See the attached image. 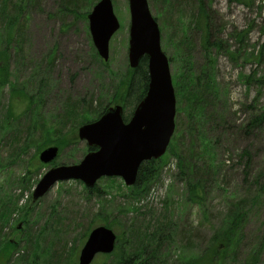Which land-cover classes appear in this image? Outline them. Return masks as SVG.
Returning a JSON list of instances; mask_svg holds the SVG:
<instances>
[{
  "label": "rangeland",
  "instance_id": "obj_1",
  "mask_svg": "<svg viewBox=\"0 0 264 264\" xmlns=\"http://www.w3.org/2000/svg\"><path fill=\"white\" fill-rule=\"evenodd\" d=\"M99 1L0 0L11 17L20 11L16 22L11 18L17 26L9 41V83H0V211L4 204L11 210L0 221V234L18 249L11 261L0 254V264L28 258L25 264L34 253L38 264H79L87 228L94 224L90 234L105 218L129 258L100 254L92 264H210L202 258L212 236L237 210L244 215L241 230L227 248L221 245L220 259L213 253L219 261L211 264H264V121L247 128L264 113V0H148L174 82L197 86L201 104L196 111L176 96L175 136L147 189L169 181L155 202L136 206L147 191L133 194L121 177L100 179V196L73 179L33 197L51 167L39 155L56 145L43 143L60 144L54 166L80 163L89 149L79 128L117 104L116 88L130 72V1L113 0L121 25L110 41L109 61L98 54L90 32L88 17ZM202 8L219 48L203 47ZM208 72L215 87L205 86Z\"/></svg>",
  "mask_w": 264,
  "mask_h": 264
},
{
  "label": "water",
  "instance_id": "obj_2",
  "mask_svg": "<svg viewBox=\"0 0 264 264\" xmlns=\"http://www.w3.org/2000/svg\"><path fill=\"white\" fill-rule=\"evenodd\" d=\"M131 8L130 66L138 68L145 56L149 65V90L135 108L128 122L124 108L117 104L94 122L82 124L79 137L96 147L78 164L52 167L38 182L33 197L39 199L55 183L63 180H80L89 188L96 187L102 177H122L127 185L136 183L142 163L162 157L176 129V92L167 54L162 49L161 30L152 16L148 0H129ZM90 32L98 53L109 60L110 40L120 28L113 0H100L89 14ZM60 149L48 146L40 160L52 163ZM117 245L113 229L104 225L94 228L81 250L79 264H91L99 253L111 254Z\"/></svg>",
  "mask_w": 264,
  "mask_h": 264
},
{
  "label": "trees",
  "instance_id": "obj_3",
  "mask_svg": "<svg viewBox=\"0 0 264 264\" xmlns=\"http://www.w3.org/2000/svg\"><path fill=\"white\" fill-rule=\"evenodd\" d=\"M20 6V5H19ZM17 7V9H19L20 7ZM201 7L204 8L203 5H201ZM202 8V9H203ZM5 9V10H4ZM8 9V4L4 5L2 8H0V13L4 14V16H7L8 18L6 19L7 21V25H6V32L3 36V42H4V46L1 47L0 46V83L2 85H6L8 84V77H9V58H8V52H9V44H10V40L11 38L14 36L13 35V31L14 28L17 25H13L14 20L15 22L17 21V19H19V12H17V15L15 16V18L11 17L10 13L7 11ZM199 17L204 19V24H203V47L205 50H207V48H214L217 47L219 48L221 46V42H217L216 39L213 37L212 35V31L210 29H212V27H209V23L207 22V14L206 12L203 11L200 12ZM11 18H13L11 20ZM200 18V20H201ZM199 21V19H198ZM170 60V59H169ZM138 68L136 69H130V72L127 73L126 77H124V79L120 82V84L118 85V87L116 88V94L113 96V101H115V104H121L124 108V119L125 121H128L129 117L132 115L133 110L138 106L139 102L145 97V95L147 94L149 88V83H150V77H149V65H148V57H143L141 59V61L138 64ZM208 81L205 84V86H214V79L212 77V74L210 72H208ZM188 84L192 85L193 84V79L191 76L188 77L187 79ZM195 82V81H194ZM0 84V85H1ZM176 89V96L177 98L181 101H185L187 104V108H192V105H195L196 108L195 110L197 111L198 108L201 106L200 103L197 104L196 100L197 98V91L194 90L195 87H190V86H185V87H179L178 85H180L177 81L174 82ZM194 86V85H193ZM190 87V88H187ZM201 99H199L200 101ZM182 105V104H181ZM109 107H106L104 110H101V115H103L105 113V111L108 109ZM187 110V109H186ZM73 111H75L73 109ZM92 111H87L88 114H90ZM264 121V113L261 114L260 116L253 118V120L247 125L248 127L251 126H255L258 124H260V122ZM172 142V141H171ZM48 144H56L58 147H60L59 142H54L51 140H47L46 143H43V147L47 146ZM41 148V147H40ZM89 149V151L95 150L96 148L87 147ZM180 156L182 157V154H180ZM186 159L181 160V164H180V168H182V174L186 173V160L187 157H184ZM159 159H153V160H149V161H145L142 163L141 167L139 168V173L136 179V184L129 187L131 188V191L133 192V194L136 195H140L143 194V192L147 191V189L149 188V185L151 183H154L153 180L155 178V176L157 175L158 172V162ZM183 161V163H182ZM200 169L197 168V171H199ZM196 175H198V173L196 171H194ZM190 186H193L192 183H190ZM197 186V185H196ZM195 187V186H194ZM89 193L90 194H98L100 196V189L98 187V184L95 188H88ZM199 196V195H197ZM196 195L192 196V200L193 201H197L198 197ZM11 212L10 207L8 204H4L3 209H1L0 211V221L5 222L7 220V215ZM244 215L242 214V212L240 211H235L233 212V214H230V216H228V218L226 217L227 221V226L224 227L222 230H216L215 234L212 236V244L210 245L211 247L207 250V252L205 253L204 257L202 259H205L208 256V261L211 264L213 261H219V259L222 257V253H219V250L224 251L225 248H227V246H229L233 241H234V237L235 235L239 232V229L241 230V225H242V219H243ZM225 219V220H226ZM102 224H104L107 227H111L113 224L110 221H107V219L105 218V220H103ZM94 225V224H93ZM93 225L89 226L87 229L88 232L91 230V227H93ZM226 225V224H225ZM3 229H5V226L3 225L0 228V232H3ZM86 233L85 236L89 235V233ZM0 238L1 239H5L4 241L0 242V254L5 256V260L6 261H11L12 259V253L14 252L13 250H17L18 245L14 244L15 241H10L7 237H5L4 235L0 234ZM118 244L116 249L114 250L113 253H111V255H104L106 257H111V256H117L119 258L120 262H125L127 261L129 258L128 255L126 254V252H124V243L122 241H120V239H117ZM224 246L225 248L221 247ZM264 245V231L262 232V237H261V246ZM143 253L145 251H142ZM212 252V253H211ZM213 253L216 255H219V259L217 260V258H215L213 256ZM32 255V259L31 261H27L25 262V264H38V255H36V253L34 254H30ZM136 256V254L134 255ZM254 256V254H251L250 257ZM137 257V256H136ZM28 258H21V264L23 263V261L27 260ZM132 260H135L132 259ZM130 261V260H129ZM252 260L249 259L247 262L250 263ZM253 261H256L255 259H253ZM189 264H195V263H189Z\"/></svg>",
  "mask_w": 264,
  "mask_h": 264
},
{
  "label": "built area",
  "instance_id": "obj_4",
  "mask_svg": "<svg viewBox=\"0 0 264 264\" xmlns=\"http://www.w3.org/2000/svg\"><path fill=\"white\" fill-rule=\"evenodd\" d=\"M173 162V161H172ZM172 162H170L169 164H171ZM175 166V168H176V163L174 164ZM175 168H174V170H175ZM164 183H163V185H162V187H155V188H153L150 192H149V194L144 198V199H142L140 202H139V204L140 205H144L145 203H148V202H151V203H153V202H155V200H157L158 199V196L159 195H161V194H163V193H165V191H166V186H168V184H169V181H167V179L165 178L164 179ZM164 191V192H163Z\"/></svg>",
  "mask_w": 264,
  "mask_h": 264
}]
</instances>
